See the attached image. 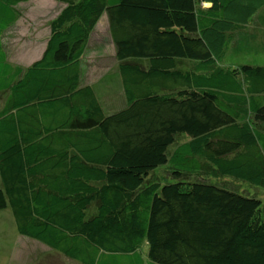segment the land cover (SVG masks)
<instances>
[{
  "label": "trees",
  "instance_id": "16d2710c",
  "mask_svg": "<svg viewBox=\"0 0 264 264\" xmlns=\"http://www.w3.org/2000/svg\"><path fill=\"white\" fill-rule=\"evenodd\" d=\"M34 1L0 0V211L18 234L78 264H264V198L228 185L264 191V0H55L25 67L8 36ZM105 16L117 69L93 84Z\"/></svg>",
  "mask_w": 264,
  "mask_h": 264
},
{
  "label": "rangeland",
  "instance_id": "374dc122",
  "mask_svg": "<svg viewBox=\"0 0 264 264\" xmlns=\"http://www.w3.org/2000/svg\"><path fill=\"white\" fill-rule=\"evenodd\" d=\"M65 5L55 0H40L23 6L24 17L8 36L9 57L13 63L30 66L41 56L40 44L49 36L50 23L59 16ZM231 16H234L232 13ZM104 19V20H103ZM106 16L101 19L96 32L92 35L90 48L92 53L87 58V77L90 83H97L102 77L117 69L115 46L109 36ZM36 43L34 48L31 44ZM43 46V45H42ZM233 48L230 46L229 49ZM122 106L121 96L107 100V107L114 110ZM168 169L154 174L158 181L169 177ZM229 187L259 194L264 198V191L236 181L229 182ZM0 264H78L46 248L43 244L22 237L16 230L15 221L9 208L0 211Z\"/></svg>",
  "mask_w": 264,
  "mask_h": 264
},
{
  "label": "crops",
  "instance_id": "0c3cea01",
  "mask_svg": "<svg viewBox=\"0 0 264 264\" xmlns=\"http://www.w3.org/2000/svg\"><path fill=\"white\" fill-rule=\"evenodd\" d=\"M39 2L40 0H36V1H34V2ZM57 2V1H56ZM58 3V2H57ZM28 5V4H27ZM24 6V5H23ZM49 35H50V31H49ZM49 37V36H48ZM48 39V38H47ZM46 41L47 40H45V41H42L41 43L42 44H40L41 46H40V49H41V47H43V49H42V52H41V56H42V54H43V52L45 51V48H46ZM43 45V46H42ZM36 46V43H33V44H31L30 45V47H32V48H34ZM41 56H40V58H41ZM39 59V58H38Z\"/></svg>",
  "mask_w": 264,
  "mask_h": 264
}]
</instances>
